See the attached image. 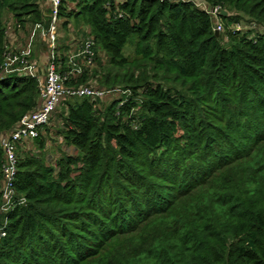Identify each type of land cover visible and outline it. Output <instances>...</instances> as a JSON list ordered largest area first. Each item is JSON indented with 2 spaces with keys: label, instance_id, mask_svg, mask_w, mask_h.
I'll return each mask as SVG.
<instances>
[{
  "label": "trees",
  "instance_id": "1",
  "mask_svg": "<svg viewBox=\"0 0 264 264\" xmlns=\"http://www.w3.org/2000/svg\"><path fill=\"white\" fill-rule=\"evenodd\" d=\"M43 1L0 0V139L40 103L44 69H2L9 20L48 27ZM61 17L103 70L70 84L127 93L66 101L40 154L19 151L0 264H264V0H64ZM57 118L77 154L52 164ZM3 164L0 145V209Z\"/></svg>",
  "mask_w": 264,
  "mask_h": 264
},
{
  "label": "built area",
  "instance_id": "2",
  "mask_svg": "<svg viewBox=\"0 0 264 264\" xmlns=\"http://www.w3.org/2000/svg\"><path fill=\"white\" fill-rule=\"evenodd\" d=\"M160 2L178 3L185 0H158ZM44 5L48 9L49 25L44 28L42 38L46 44L47 61L44 69V82L40 89L39 106L22 117V119L14 126L13 130L0 139V145L4 152V164L2 166L3 186L1 190L2 204L1 213L9 214L17 206L26 203L25 198L17 196L15 188L16 177L18 173V154L19 151L28 143L33 141L40 133L41 129L48 125L53 115L60 107L70 99L76 97H87L93 101L103 100L107 95L118 94L124 95L127 91L122 90H104L90 83L83 87L73 86L70 83L76 79L85 70L92 71L96 68V53L94 50V42L92 38H86L77 43V40H69L66 46L77 43V48L67 51L61 50V30L63 29L64 20L61 17V8L64 0H44ZM208 12V7L203 3L198 4ZM218 8H212L210 14L217 15ZM13 30L14 38L22 31V27L16 26L15 29L10 28L7 36ZM221 24H218L215 31L221 32ZM72 34V39L75 38ZM63 58L65 61H63ZM16 67V71L23 75L39 76L40 70L38 60L33 57L31 43L16 44L7 39L6 44V62L2 71L10 73L12 68ZM65 70V71H64ZM4 74V73H3ZM8 218V217H7ZM7 218L3 225H0V241L6 236Z\"/></svg>",
  "mask_w": 264,
  "mask_h": 264
},
{
  "label": "rangeland",
  "instance_id": "3",
  "mask_svg": "<svg viewBox=\"0 0 264 264\" xmlns=\"http://www.w3.org/2000/svg\"><path fill=\"white\" fill-rule=\"evenodd\" d=\"M71 24L66 26V28L64 27L61 31H62V38L60 39L61 40V45L60 47L63 48V45L65 46L67 40L71 41V40H77V41H82L80 39V35H79V30L77 29L76 25L77 24H74V20L70 22ZM78 26V25H77ZM10 28H13L15 29L14 27V24H10V21H9V25H8V29ZM44 28H46V26L44 25ZM74 33L76 36L74 39H72V34L71 33ZM13 30H10V35L8 37V39L10 41H12L13 43H16L17 44V40L14 38L13 36ZM71 34V35H70ZM42 37V36H41ZM24 39H22L21 41L19 40L18 43L20 42H23ZM44 42L42 41V44ZM23 45L25 46L26 43L23 42ZM38 52H39V49H38ZM37 52V53H38ZM34 55V54H33ZM37 55V54H36ZM125 55L128 56L129 58H132L133 57V46L132 45H129L126 47L125 49ZM43 62H40L39 64V69L38 70H42L44 69L42 66L46 64V61H47V55H46V59H45V53L43 54ZM99 60L101 61L100 63L105 65L106 66V63L108 62L105 54L103 52H100L99 51ZM39 61V59H38ZM42 61V60H41ZM99 63L97 62L96 66L98 67V71H100V76L101 74L103 73L98 65ZM97 69V68H96ZM95 69V70H96ZM106 71V70H104ZM6 74L7 72H3L2 71V74ZM44 75L41 77V82L43 83L44 82ZM96 82H91L92 85L96 86L95 84ZM120 97V94L118 95H113V94H110L109 96L107 95L102 101H100V104H99V108H105L107 107V105L111 102H113L114 100H118ZM62 113V110L59 112V114ZM62 126L61 124V120L59 122V118L53 120V122L48 126L49 127V131L48 133H46V130L43 131L42 133V136L43 138L45 139L46 141V157L48 160H50L52 162V164H54V162L56 161V159H58L59 157L62 156V154H67V155H73L75 156L77 154V151L71 147V146H67L64 141H63V138L59 135V133L57 132L58 129ZM29 150V151H28ZM22 152H25V154H40V151L38 150V148L36 147V145L34 143L30 144L28 143V145L25 147V148H22L20 150Z\"/></svg>",
  "mask_w": 264,
  "mask_h": 264
},
{
  "label": "crops",
  "instance_id": "4",
  "mask_svg": "<svg viewBox=\"0 0 264 264\" xmlns=\"http://www.w3.org/2000/svg\"><path fill=\"white\" fill-rule=\"evenodd\" d=\"M44 4L45 3L43 1L42 2V6H43L44 10H46V17H48V13H47L48 9H47V6H45ZM10 19H11V17H10ZM9 21H10V24L13 23L12 20H9ZM71 21H73V19L69 20V22H71ZM74 24H75V21H74ZM81 26H82L81 24L79 26L76 25L77 29L79 30L80 39L83 41L86 38H90V34H89V29L88 28H87V30H83L82 31L81 28H80ZM43 31H44V24L43 23H36V24L27 23V25L24 27V29L22 28V31L19 32L18 36L16 37L17 44H23V42H25L26 44L31 43V47H32L33 54H34L33 57L36 60L39 59V61H38L39 64H40V62H43V59H44L43 58V54L44 53H45V59H46V44H47V42H45L43 40V38H42L43 37L42 36ZM61 34H62V32H61ZM71 34H74V33L72 32ZM14 35L15 34H13V36ZM22 39H24L23 42L18 43V41L19 40L21 41ZM42 41L44 42L43 44H42ZM79 42L80 41H77V43H79ZM77 43L74 42L70 46H66V44H65V46H63V51H67L69 49H74V48L76 49L77 48V46H76ZM38 49H39V52H38ZM45 65L42 66L44 69H45Z\"/></svg>",
  "mask_w": 264,
  "mask_h": 264
},
{
  "label": "water",
  "instance_id": "5",
  "mask_svg": "<svg viewBox=\"0 0 264 264\" xmlns=\"http://www.w3.org/2000/svg\"><path fill=\"white\" fill-rule=\"evenodd\" d=\"M211 10H212V8L211 7H208V12H210ZM221 14L223 16H226L227 15V12L226 11H223ZM215 34H216V36H219V32L218 31H215Z\"/></svg>",
  "mask_w": 264,
  "mask_h": 264
}]
</instances>
